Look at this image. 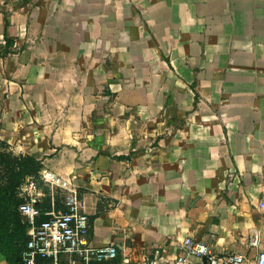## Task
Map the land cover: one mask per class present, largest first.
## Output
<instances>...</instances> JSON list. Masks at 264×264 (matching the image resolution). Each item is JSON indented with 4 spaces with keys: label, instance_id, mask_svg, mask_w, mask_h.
<instances>
[{
    "label": "crops",
    "instance_id": "crops-1",
    "mask_svg": "<svg viewBox=\"0 0 264 264\" xmlns=\"http://www.w3.org/2000/svg\"><path fill=\"white\" fill-rule=\"evenodd\" d=\"M0 150L40 162L19 196L76 191L88 242L118 249L80 264L172 261L186 239L255 256L264 0H0Z\"/></svg>",
    "mask_w": 264,
    "mask_h": 264
},
{
    "label": "built area",
    "instance_id": "built-area-1",
    "mask_svg": "<svg viewBox=\"0 0 264 264\" xmlns=\"http://www.w3.org/2000/svg\"><path fill=\"white\" fill-rule=\"evenodd\" d=\"M38 190V184L32 179L22 192L26 199L18 210L24 217L29 227V239L22 252V264H40L38 259H48L51 264H80L79 259L88 263L91 260L99 262L115 259L118 249L115 244L94 246L87 240L90 231V217L87 213L86 203L76 191H69L64 197V208L53 207L44 210L38 205V198L34 194ZM264 209V202L261 203ZM46 216L42 218V216ZM258 237L255 235L254 239ZM252 246H257L253 241ZM186 254L180 255L172 261H161L155 257L144 264H192L189 256L202 259L203 264H264V250L255 256H243L238 253H214L204 243L191 239L185 240ZM123 264H134L128 258Z\"/></svg>",
    "mask_w": 264,
    "mask_h": 264
},
{
    "label": "trees",
    "instance_id": "trees-1",
    "mask_svg": "<svg viewBox=\"0 0 264 264\" xmlns=\"http://www.w3.org/2000/svg\"><path fill=\"white\" fill-rule=\"evenodd\" d=\"M39 169L40 162L30 156L17 157L0 150V254L10 264L21 262L23 249L30 237L28 223L18 210L25 201L19 196V188L27 176L37 174ZM40 207L51 209L47 203Z\"/></svg>",
    "mask_w": 264,
    "mask_h": 264
},
{
    "label": "rangeland",
    "instance_id": "rangeland-1",
    "mask_svg": "<svg viewBox=\"0 0 264 264\" xmlns=\"http://www.w3.org/2000/svg\"><path fill=\"white\" fill-rule=\"evenodd\" d=\"M60 204H61V202H60Z\"/></svg>",
    "mask_w": 264,
    "mask_h": 264
}]
</instances>
